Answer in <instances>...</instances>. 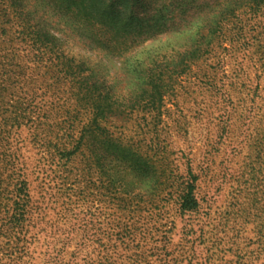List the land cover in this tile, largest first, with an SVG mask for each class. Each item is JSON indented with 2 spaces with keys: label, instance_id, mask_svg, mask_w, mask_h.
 I'll list each match as a JSON object with an SVG mask.
<instances>
[{
  "label": "rangeland",
  "instance_id": "rangeland-1",
  "mask_svg": "<svg viewBox=\"0 0 264 264\" xmlns=\"http://www.w3.org/2000/svg\"><path fill=\"white\" fill-rule=\"evenodd\" d=\"M160 1L164 19L177 21L183 15L195 18L193 5L205 0ZM243 1L247 0L212 3V10L204 13V8L194 23L200 24L203 17L218 19L216 11H227L228 5L229 11L239 9V17L245 20L250 16L244 13ZM248 3L262 9L246 26L253 29L248 38L255 39L258 49L264 47V0ZM51 25L49 31L59 38L63 53L76 63L73 70L82 78L78 96L80 91L89 93L99 105L103 99L115 101L106 118L108 125H116L110 129L114 135H133L135 149L141 153L149 148L165 154L166 159L157 163H164L166 172L182 169L187 159L197 164V207L182 210L175 196L159 194L146 166L150 161L138 157L120 161L110 155L114 149L101 159L100 129L74 132L77 141L88 140L78 151V144L72 146L75 154L68 174L62 169L55 172L43 134L37 137L21 124L12 128L10 142L18 149L27 189L22 194L8 193L0 207V264H264V153L260 152L264 122L259 127L256 121L261 114L257 109L264 108V81L254 71L256 62L249 66L250 80H245L252 92L244 96V109L232 116L237 124L234 133L225 136L211 128L215 127L212 116L223 111L212 106L213 113L199 120L202 94L187 93L192 87L186 83H175L174 94L164 97L158 111L149 112L137 67H129L125 57L107 53L73 27ZM193 26L177 40L165 31L136 51L165 41L187 45ZM249 49L252 46L245 47ZM228 50L217 51L213 67L249 64L240 56L231 58L235 52ZM25 73L30 79L19 88L15 74H10L5 101L21 97L27 109L32 103L50 106L55 101L63 109L59 115L70 111L85 123L97 115L99 127L105 123L101 108L80 104L77 95L66 92V85L54 78L52 69H25ZM256 86L262 91L256 92ZM156 112L159 118L153 117ZM49 115L52 123L57 114ZM126 121L127 129L122 127Z\"/></svg>",
  "mask_w": 264,
  "mask_h": 264
},
{
  "label": "trees",
  "instance_id": "trees-1",
  "mask_svg": "<svg viewBox=\"0 0 264 264\" xmlns=\"http://www.w3.org/2000/svg\"><path fill=\"white\" fill-rule=\"evenodd\" d=\"M218 1L226 0H205L194 4V16L198 17L204 8V13H209L212 3ZM248 2L249 0L242 2V7L247 9L244 13L249 12L250 16L245 20L239 17V9L229 11L228 5L224 9L227 11H216L218 19L203 17L202 22L197 24L194 23L196 17L189 15H183L177 21L164 19L161 15L162 7L159 8L163 4L160 0H0V207L3 206L5 195L11 192L22 194L27 189L18 149L10 142V137L13 138L12 128L17 129L23 124L32 129L35 136L43 134L46 138L43 145L49 150L48 158L54 164L55 172L62 169L68 174L71 171L66 170L73 161L72 154H75L71 150L72 146L78 144V151L80 147H86L88 140L82 141V137L77 141L74 132L83 128L92 131L100 129L101 159L106 157V152L114 149L116 151L110 155L120 161L129 160L128 157L150 161L146 166L156 181L155 190L163 196H175L180 209L194 211L197 207L195 196L199 180L197 164L187 159L182 169L175 167V170L166 172L164 163H157L166 159L165 154L149 148L141 153L135 149L136 140L133 135H114L110 129L116 125H108L106 118L113 111L115 101L103 99L99 105L89 93L84 95L80 91L78 96L76 92L82 78L73 70L77 65L63 53L58 44L59 38L49 29L52 28V23L73 27L78 34L95 42L107 53L125 57V61H129V67L139 69L137 79L141 81L140 86L145 88L142 100L149 112L158 111L164 97L174 94L175 83H186L188 87H192L187 93L202 94L199 120L210 116L212 106L218 107L217 110L223 111V114L212 116L211 121L214 120L215 127L211 128L228 136L237 127L236 122L231 121L232 116L244 109L245 97L248 98L252 92L245 80H250L254 67L251 65L255 62L257 67L254 71L264 81V47L256 49L255 39L248 38L252 36L248 32L253 29L246 28L250 24L248 21L260 15L262 9ZM236 4L235 2L233 6ZM140 10L145 13L140 15ZM147 10L150 12L146 13ZM193 24L188 44L177 43V37L186 33ZM165 31L175 37L173 44H166L165 41L155 47L136 51L143 42ZM249 46L253 49L245 51V47ZM221 48L226 51L230 49L229 52L232 49L235 53L231 58L240 56L249 64L229 69L219 64L213 67L212 58L217 56V51H222ZM45 67L52 69L54 78L66 85V92L69 90V93L77 95L80 104L88 105L93 110L101 108L100 118L105 120L101 128L97 123V115L86 123L70 111L65 116L59 115L63 109L55 101L50 106L47 102L32 103L28 105V109L21 97L12 102L5 101V84L10 82L11 73L15 74V86L19 88L20 83H27L30 79L25 69L32 71ZM255 89L256 92L262 91L258 86ZM257 110L261 111L260 117L256 119L257 124H263L264 108L260 106ZM49 112L57 114L52 123L47 120ZM159 116V113L153 115L154 118ZM128 123L129 121L124 122L122 127L127 129ZM261 129L264 131L263 125ZM49 135L51 137L47 139ZM260 146V152L264 153V145ZM131 165L132 163L129 164Z\"/></svg>",
  "mask_w": 264,
  "mask_h": 264
}]
</instances>
